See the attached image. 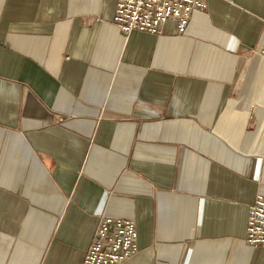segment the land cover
<instances>
[{
  "label": "crops",
  "instance_id": "crops-1",
  "mask_svg": "<svg viewBox=\"0 0 264 264\" xmlns=\"http://www.w3.org/2000/svg\"><path fill=\"white\" fill-rule=\"evenodd\" d=\"M117 0H0V264H82L101 218L124 264H264V0L185 33H126Z\"/></svg>",
  "mask_w": 264,
  "mask_h": 264
},
{
  "label": "built area",
  "instance_id": "built-area-1",
  "mask_svg": "<svg viewBox=\"0 0 264 264\" xmlns=\"http://www.w3.org/2000/svg\"><path fill=\"white\" fill-rule=\"evenodd\" d=\"M207 0H117L114 20L126 33L134 30L162 33L163 24L173 21L185 33L195 10L205 9ZM264 56V45L259 49ZM247 242L264 246V193L250 206ZM138 252V232L132 219L105 215L82 264H124Z\"/></svg>",
  "mask_w": 264,
  "mask_h": 264
}]
</instances>
